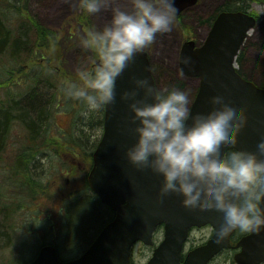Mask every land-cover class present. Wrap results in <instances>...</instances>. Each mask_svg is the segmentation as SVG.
Instances as JSON below:
<instances>
[{
  "label": "clouds",
  "instance_id": "9594fccd",
  "mask_svg": "<svg viewBox=\"0 0 264 264\" xmlns=\"http://www.w3.org/2000/svg\"><path fill=\"white\" fill-rule=\"evenodd\" d=\"M89 16L111 10L102 29L92 27L80 46L95 56L90 71H79L64 95L86 108L83 115L116 102L117 80L156 41L172 31L175 0H129L123 10L116 0H64ZM185 65L190 57L183 58ZM133 87L120 100L127 103L136 139L126 158L138 171L163 178L158 200L182 197L186 209L221 214L217 243L234 233L264 232V139L255 151L240 150L248 127L246 109L227 95L210 98L212 110L193 114L191 89L157 88L148 77H132Z\"/></svg>",
  "mask_w": 264,
  "mask_h": 264
},
{
  "label": "water",
  "instance_id": "95a60500",
  "mask_svg": "<svg viewBox=\"0 0 264 264\" xmlns=\"http://www.w3.org/2000/svg\"><path fill=\"white\" fill-rule=\"evenodd\" d=\"M198 0H175L176 15L196 5ZM257 23L245 12H222L216 18L206 42L196 48L190 41L183 46L180 65L188 77L198 78L200 87L192 104L193 114L212 110L211 97L227 95L246 109L248 127L240 134V150L255 151L264 139V88L244 79L237 71L236 59L249 33ZM190 57L185 65L183 58ZM132 77H148L156 86L147 52L137 54L134 62L117 80L116 102L106 107L105 134L94 154V167L89 185L101 201L116 212L90 248L78 259L63 262L57 249L46 246L29 264H133L132 250L141 241L154 245L157 227L165 224V237L155 248L148 264H208L223 249L230 247V237L217 243L216 229L219 213L186 209L182 197L172 194L163 203L158 200L163 178L151 170L138 171L126 158V150L135 142L131 131L127 103L121 94L130 90ZM211 224L215 233L207 244L190 252L181 261L182 249L193 226ZM242 251L236 255L239 264L264 262V232L249 234L238 244Z\"/></svg>",
  "mask_w": 264,
  "mask_h": 264
},
{
  "label": "rangeland",
  "instance_id": "374dc122",
  "mask_svg": "<svg viewBox=\"0 0 264 264\" xmlns=\"http://www.w3.org/2000/svg\"><path fill=\"white\" fill-rule=\"evenodd\" d=\"M119 1L125 4H119ZM75 2L76 0H72L73 4ZM224 2L225 0H199L198 6L191 8L183 16L182 23L175 18L172 31L162 35L158 34L154 44L145 50L150 54L158 88L176 86L180 89H191V106L199 89V80L185 76L181 69L179 62L181 43L188 37H194L198 44H203L211 29L209 24L203 22L206 18L218 12ZM129 5V0H116V6L127 8ZM31 11L42 24L65 33L66 30L63 29L65 23L79 13V8L65 3L64 0H33ZM249 11L259 16L258 23L251 31L241 51L244 55L241 63H237V67L250 80L257 84H264V1L252 2ZM93 21L96 28L100 29L102 28L99 27V24L105 23V19L100 16V13L93 16ZM67 30L68 35L69 29ZM71 31L76 32L74 29ZM84 36L83 31H77L78 38H75L76 40L67 50L65 63L62 66L64 70L73 76H78L79 71H89L91 65L94 64L93 54L84 52L80 46V40ZM172 48L176 50V55L175 52H172L174 50ZM173 56L175 57L173 58ZM54 81L58 82L60 87L71 83V81L67 82L63 78ZM42 95L44 94L42 93ZM43 98V102L52 101L49 107L47 105L49 113L46 125L42 128L44 132L47 129L50 131V140L56 141L57 144L54 143L51 146L48 143L43 154L35 158L33 179L41 181L43 186L46 185L47 188L46 191L40 192L36 196V200H28L26 207L15 214L10 221L8 220V213L1 209L0 264H18L33 257L36 252L34 247L36 240L38 244L56 241L60 244V249L63 251L65 258L74 257L78 252L72 253V251L78 250V248L83 249L85 245L89 244L108 216L99 209V205H96L97 199L89 191V193L84 192L78 202L66 208H61L62 201L60 197L63 196L62 193H59L60 189L58 188L65 182L68 170L77 172L83 169L82 167L87 166L84 161H75L72 158L74 157L73 145H79L83 152H90L94 148L102 136L103 110L84 116L83 113L86 108L83 104L78 106L75 103H69L67 104L69 107L67 113L60 106L55 108L54 105L55 101L58 105L59 103L65 105L67 98L61 96L57 99L56 93L54 95L51 89ZM24 136L25 133H21L19 127H13L10 133V140L13 143H9L10 140H8L7 148L1 155L0 186H3L7 181V177L10 176V166L16 160L17 153L21 148L19 141H23L22 137ZM79 165L81 166L80 170ZM76 176L75 174L71 177ZM73 182V186L82 185L81 181L79 182L77 179ZM5 184L14 185L15 183L9 179ZM5 194L3 202L6 204L10 203L16 192L9 193L6 191ZM88 224L95 226L97 229L87 231ZM210 233L211 229L205 228L198 233L194 232L192 236L194 238L206 237ZM76 236L80 239V243L78 242L77 245L74 244ZM80 236L81 238L85 237V239H81ZM162 238L163 232L158 231L154 237L155 243L159 244ZM24 249L27 256L22 254ZM153 249V247H147L142 243L137 244L133 249L134 262L136 264H147L152 256ZM21 256L22 259H19ZM224 258L225 256H222L213 264H227Z\"/></svg>",
  "mask_w": 264,
  "mask_h": 264
},
{
  "label": "trees",
  "instance_id": "16d2710c",
  "mask_svg": "<svg viewBox=\"0 0 264 264\" xmlns=\"http://www.w3.org/2000/svg\"><path fill=\"white\" fill-rule=\"evenodd\" d=\"M254 1L264 0H226L220 11L248 12L251 2ZM31 2L32 0H0V90L5 93L4 101L0 100V148L3 146L8 125L14 119L12 117H19L25 121L27 139L24 142L33 143L22 145L18 160H30L32 152H35L36 156L41 153V148L47 147L45 141L48 129L44 132L42 127L46 125L48 109L42 99L38 102L37 100L44 96L41 94L45 90L56 86L55 82L51 81L52 77L72 76L62 66L66 50L70 49V45L75 41L67 33L43 25L33 15ZM251 14L258 17L254 12ZM94 26L92 16L79 10V13L65 23L63 29L67 31L71 28L76 32L81 30L86 36ZM76 32L71 35L74 36ZM243 55L241 53L238 57V63H241ZM260 86L264 87V84ZM39 87L42 91L38 90ZM29 103H35V106H27ZM12 106L16 109L15 112L12 111ZM50 143L54 144L53 141ZM25 168H28L27 163ZM29 175H26L27 181H33ZM35 183L37 188H42L39 180H35ZM21 189L20 193H24L25 188ZM2 197L0 193V201ZM86 229L88 231L97 228L88 224ZM79 240L76 236L74 244L77 245ZM87 246L89 245H85L84 248ZM84 248H78L74 253L79 254Z\"/></svg>",
  "mask_w": 264,
  "mask_h": 264
},
{
  "label": "flooded vegetation",
  "instance_id": "af4514ba",
  "mask_svg": "<svg viewBox=\"0 0 264 264\" xmlns=\"http://www.w3.org/2000/svg\"><path fill=\"white\" fill-rule=\"evenodd\" d=\"M197 6H194V7H197ZM194 7H191V8H194ZM191 8L187 9V11L190 10ZM187 11H185L183 13V15H185ZM101 123H102V121H101ZM102 128H104V126ZM102 131H103V129H102ZM48 138L51 139L50 131L48 132ZM74 143H76V142H74ZM73 148H75V152L73 154L74 157H72V158L75 161L82 160V161L86 162L87 163V166L86 167H82L83 169L80 170V167H81L80 166L81 164H80L78 166V168H79L80 171H77V172H72L71 170H68L67 171V174H66V180H65V182L62 184V186L58 187L60 190L58 188H56V189L59 190V193H62V196H63V203H62V205L60 204L62 206V208H63V204H64L65 201L70 200L72 202V198H74V197H76L77 199L79 198L78 200H81V197L83 196V192H84V188H85V179L88 180V175H89V172H90V170H87L88 169V165L89 164L91 165V162L93 163V153L90 154L91 156L87 157L88 156V152L87 153L83 152V149L81 147H79V145H73ZM34 162H35V160L31 164V170H32V172H34V168H35V163ZM15 166H18V161L16 162V160H15L14 163H12V165L10 166V168L12 170H14L15 169ZM75 174L77 175L76 177H71L72 175H75ZM76 179L79 180V182L81 181V184H82L81 186H78V187L73 186L74 185V182L73 181L76 180ZM69 206H71V205H69ZM205 228H210V227H203V228L194 227V228L191 229L190 235H189V239L185 243V246H184V250H183V256L184 257L190 251H192L193 249H195L196 247L205 244L212 237L213 230H211V233L209 234V236H206V237H202L201 236V237H195L194 238L192 236V234L194 232H197L198 233L199 231H201V230H203ZM160 229H163V227H161ZM245 235H247V234L234 233L233 236H232V238H231L232 247L230 249L224 250L216 258H221L224 255L225 256L224 260L227 261V264H236V263L233 262L234 261V257L240 251V249H237L236 246H237L238 242Z\"/></svg>",
  "mask_w": 264,
  "mask_h": 264
},
{
  "label": "bare ground",
  "instance_id": "6f19581e",
  "mask_svg": "<svg viewBox=\"0 0 264 264\" xmlns=\"http://www.w3.org/2000/svg\"><path fill=\"white\" fill-rule=\"evenodd\" d=\"M126 2V1H125ZM255 2V1H254ZM252 3V2H251ZM217 13L218 12H216L215 14H213V15H211L210 17H208V18H206L205 20H204V24H209V26H211L212 24H213V22H214V20H215V18H216V16H217ZM209 35V34H208ZM207 35V36H208ZM172 49H174V48H172ZM172 52L174 53L175 52V55H176V50L174 49V50H172ZM175 56H173V58H174ZM243 74V73H242ZM184 75H185V73H184ZM244 75V74H243ZM186 76V75H185ZM245 76V75H244ZM188 77V76H187ZM190 78H192V77H190ZM40 99H42V101H43V97H41V98H38V100H37V102L40 100ZM43 104H44V102H43ZM27 106H29V107H34L35 106V103H29V104H27Z\"/></svg>",
  "mask_w": 264,
  "mask_h": 264
},
{
  "label": "crops",
  "instance_id": "0c3cea01",
  "mask_svg": "<svg viewBox=\"0 0 264 264\" xmlns=\"http://www.w3.org/2000/svg\"><path fill=\"white\" fill-rule=\"evenodd\" d=\"M119 4H125L124 2H120L119 1ZM116 6V5H115ZM119 7H121L123 10H128V9H130V5H129V7H127V8H125L124 6H119ZM100 16L101 17H103L104 19H105V23H102L101 25L99 24V27H101V28H103L102 27V25H105L108 21H110V19H111V16H112V12H111V10L109 9V10H106V11H102L101 13H100ZM98 25V24H97Z\"/></svg>",
  "mask_w": 264,
  "mask_h": 264
}]
</instances>
